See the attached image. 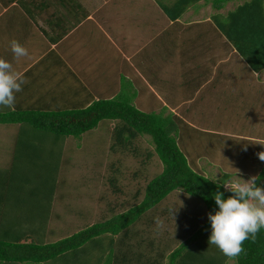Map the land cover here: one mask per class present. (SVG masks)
Returning <instances> with one entry per match:
<instances>
[{
	"label": "crops",
	"instance_id": "0c3cea01",
	"mask_svg": "<svg viewBox=\"0 0 264 264\" xmlns=\"http://www.w3.org/2000/svg\"><path fill=\"white\" fill-rule=\"evenodd\" d=\"M177 1L0 0V58L11 62L14 69L22 72L27 80L22 85V91L15 93L14 109L53 111L81 108L103 97H115L121 91L124 77L137 92L133 103L138 108L146 112L163 111L164 115L171 114L180 133L177 134L178 144L181 142L187 147L186 152H189L191 160L182 151L194 170H200L210 178L206 170L226 169V164L217 158H208L195 147L202 144V147L208 148L207 152L213 151L221 136L236 139L235 145L229 144L232 152L237 154V165L234 167L237 176L244 174L243 170L248 168L256 169L249 163L261 161L257 153L264 151V146L251 142L264 139V134L235 133L228 131L224 124L235 121L241 110H248V103L238 101L246 97L245 89H248L247 83L250 82L244 71L254 74L253 84L256 80L264 84L263 80L257 79L262 70L256 75L255 71L247 68L236 50L216 30L211 19L213 13H223L228 4H233L228 9L231 10L246 0H229L220 10H215L210 0H195L189 2L186 11L179 18L171 20L162 8L164 5L171 7ZM207 10H211L209 16H199L200 12L205 13ZM119 28L120 37L125 30L126 38L129 37L134 43L130 50L127 46L122 47L123 50L114 49L113 52L100 50L103 53L100 61L104 68L109 63L110 69L113 66L123 67L117 69L119 74L116 72L113 78L105 73L99 79L96 76L101 71L93 67L92 60L95 54L98 55L99 49L94 50L92 47L93 39L96 33H100L102 43L111 46ZM12 39L18 40L27 48L28 57H22L18 61L14 58L9 47ZM160 47H173V50L167 52V57L170 58L173 53L176 64L174 60L168 59L165 62L161 58ZM130 74H134L137 84L129 78ZM262 77L264 78V73ZM97 80L101 82L96 84ZM140 84L147 88L148 93L151 92L150 102H137L141 95ZM160 84L169 85L166 88L161 86V89L158 87ZM97 88L100 90L97 91ZM172 90L182 95L173 96ZM262 92L264 97V90ZM149 103V108H145L144 105ZM246 115L248 114L244 116ZM19 128L20 126L15 130L14 145L9 149V157L5 154L6 150L5 155L0 157L1 168L12 167L15 162V143ZM242 140L250 142L252 147L249 148L248 143ZM26 148L20 146L18 152H30ZM222 152L224 151L220 153ZM31 157L32 155L29 159ZM38 157L48 156L41 150ZM33 160L37 159L33 157ZM16 161L24 162L20 157ZM258 167L262 170L264 161ZM56 193L57 191L52 197L50 212L57 209L54 202ZM30 201L24 207H13L12 212L16 213L14 215L43 217L41 212L46 207L37 206L34 201L30 204ZM62 208L65 209V206L59 204L57 211L50 214L46 230L48 233L56 235L60 232L57 226H52L51 219H60L58 210ZM71 209L73 211L75 208L71 206ZM29 229L42 232V223L27 219L22 222V232H28ZM48 233L43 235L44 238ZM66 255L68 254L62 257ZM65 260L79 264V260L73 256H67Z\"/></svg>",
	"mask_w": 264,
	"mask_h": 264
},
{
	"label": "trees",
	"instance_id": "16d2710c",
	"mask_svg": "<svg viewBox=\"0 0 264 264\" xmlns=\"http://www.w3.org/2000/svg\"><path fill=\"white\" fill-rule=\"evenodd\" d=\"M193 1L178 0L171 7L164 5L162 9L167 17L175 20ZM210 1L215 10H220L229 0ZM211 19L216 30L236 50L247 68L256 72L264 69V0H246L234 9L213 13ZM124 80L127 79L122 77L121 91L115 97L100 98L77 109L12 110L0 106V123L20 125L15 143V162L12 167H0V264H44L64 254L73 256L81 261L80 264H165V260L166 264H226V260H229L218 248L208 243L211 234L208 214L218 210L214 193H223L225 199L232 194L223 186L230 174L224 173L217 181L194 170L178 144L177 134L180 133L171 114L139 109L133 103L136 90L129 80ZM104 120L114 123L110 132L113 153H125L141 137L148 136L154 153L162 163V171L148 181L141 200L135 201L126 210L115 212L117 202L112 205L107 203L108 213L99 221L89 223L87 227L55 242H46L43 235L48 233L52 197L59 185V163L62 159L64 161L59 142L68 136L79 137ZM47 134L54 135V140L45 146L43 139ZM36 139L42 140L44 145L35 143ZM20 146L30 150L25 152L27 157H24L25 153L18 152ZM39 147H43L41 150L48 157H38L41 151ZM18 156L24 162L16 161ZM33 157L37 160H33ZM117 162L115 160L109 166L112 173L106 179L115 193L123 192L117 183ZM31 172L36 173L30 177ZM256 176L259 177L257 186L264 187L261 182L264 168ZM60 181L66 183L65 179ZM174 190L201 200L206 208V219L203 228L198 229L196 224L188 226L183 235H179L178 245L166 255L168 246L162 247L163 241H157L156 230L149 225H153L151 221L141 231L132 227L134 222L143 219L146 211L154 208ZM28 201L46 207L41 212L44 216L14 215L16 213L12 212V208L18 205L24 207ZM27 219L35 223L40 221L42 232L31 229L22 232V222ZM88 245L99 249L100 258L90 254ZM243 247L245 252L233 259L234 264H264V229L260 230L254 242L249 239Z\"/></svg>",
	"mask_w": 264,
	"mask_h": 264
},
{
	"label": "rangeland",
	"instance_id": "374dc122",
	"mask_svg": "<svg viewBox=\"0 0 264 264\" xmlns=\"http://www.w3.org/2000/svg\"><path fill=\"white\" fill-rule=\"evenodd\" d=\"M232 5L228 4L226 8H224L223 12L228 10ZM210 12L211 10H207L205 13L200 12L199 16L207 17ZM154 16L157 15L154 14ZM118 33L121 34L120 28L118 29L117 34L113 37V43L111 46L102 43V39L99 35L100 33H96V37L93 39L94 43H92V47L94 50L99 49L98 55L95 56V54L92 58L93 67L96 70L101 71L100 75L96 76L99 79L105 73L113 78L116 72L119 74L117 69L123 67L122 65L113 66L116 68L113 69L112 67L110 69L109 63L104 68L100 61V58L103 56V53L102 51L100 52V50L105 49L103 51L113 52L120 48L123 50L122 47L125 46H127V49L130 50L132 44L134 43V41L133 43L130 41L129 37V39L126 38L127 35L125 30L121 35L122 39ZM159 46H161L160 42ZM171 50H173V47H160L161 58H163L165 62L168 59L171 61L174 60V63L176 64L173 53L170 58L167 57L169 55L167 52ZM166 67L173 70L171 66L166 65ZM174 68H176V66ZM244 72L247 74V76L245 74L244 75L248 77L250 82L248 81L247 83L248 89H245L246 97L238 101L248 103L247 111H250L242 112L241 110L235 121H232L230 124L227 122L224 126L227 127L228 131H234L235 133H242L244 135L254 132L264 134V97L263 94H261L264 90V84L257 80L255 81V84H253L252 82L255 79L254 74L249 73L248 70ZM261 72L262 73L257 79L264 81V78L262 77L264 70ZM133 75L134 74H130L128 76L135 83L136 77ZM256 75H258V73ZM124 81L126 82L127 80ZM100 82L101 81L97 80L96 84H99ZM168 85L160 84L158 87L163 89L161 86L166 88ZM146 89L147 88L140 84L139 90L141 95L137 98V102H150L151 92L148 93ZM99 90L100 88H97V91ZM104 90L105 89H103V91ZM174 94L179 93L172 90V95L174 96ZM179 95H182V93ZM108 98L109 97H103L101 99ZM145 105V108H149L147 106H150L151 104L149 103L148 105ZM66 109L68 108H61L60 110ZM246 113L248 115L244 116ZM19 126V124L0 123V157H3L6 153L7 158L9 157V149L14 145L15 130ZM113 126V122L104 120L101 121L96 128L83 133L79 137L68 136L64 141L59 142L58 146L62 147L60 153L62 154V158L64 157V161L61 160L59 163L61 167L58 176L59 185L57 187V196H55L56 199L54 202L57 209L60 204L61 206L64 205L66 210L64 208L58 210V213L61 215L60 219H56L55 217L51 219L52 226H57L60 229V232L56 235L48 233L45 237L46 242H55L87 227L89 223L99 221L104 214L108 213L106 209L107 203L112 205L117 202L115 212L126 210L135 201L138 202L141 200L148 181L162 171V163L158 156L154 153V146L148 136L141 137L138 142L135 143L134 147H128V151H125V153H113L110 148L113 142L110 135ZM52 134H47L45 136L46 138L43 139L45 146L50 145L52 140H54V135ZM43 141L36 139L35 143L44 145L42 144ZM242 141L248 143L249 148L252 147L249 145L250 142L247 140ZM229 143L231 145H235L236 139L230 136H221L219 138V143H217L216 146H214L213 151L210 152H207L208 148L202 147V144L195 145L196 149L202 151L201 153H204L208 158L212 160L217 158L221 161V163L226 164L225 170H223L224 168L218 169L219 171L206 170L210 179L212 177L219 181L224 173L230 174L231 178H229L232 181L238 180L239 177L247 180L251 177L250 174L253 176L257 175L261 171L260 167H258L262 164V161L260 160H257L260 162L252 163V161L249 163L252 168L255 166L256 169L248 168L247 170H243L242 173L244 174L237 176V172H234V167L237 165L235 161L237 154L232 152L233 150L230 148ZM179 145L190 159L189 152H186L188 151L186 149L187 147L183 146L181 142ZM5 150L6 152L4 154ZM219 151L224 152L220 153ZM150 152L152 154L148 157ZM115 160L118 161L117 165L119 167V171L116 174L117 183L123 189V192L118 193L112 192L111 186L106 182L107 177L112 173V169H110L109 166L112 165ZM256 164H258V166ZM197 171L202 172L200 170ZM35 173L31 172L30 177H32ZM60 179H65L66 183H61ZM261 182L262 185H264V176ZM135 192L139 193H137V196L134 197ZM122 203L124 205H122ZM118 204L120 206H118ZM71 206L73 209L75 208L73 211H71ZM57 209L55 211H57ZM55 211L50 212V214L52 213L53 215V212ZM146 212L147 214H144L143 219L134 222L135 225L132 229L137 228V231H141V228L148 225V221H151L153 225H149L156 230L155 237L157 241H163L161 243L162 247L168 246L166 250L164 249L166 255L178 245L179 235H183L188 226L196 224L199 226L198 229H200L205 225L204 221L206 219V208L202 201L180 190L170 192L165 199ZM157 217L163 221V227L161 228H157L156 224H154L155 218ZM148 230L151 231L149 228ZM92 244L93 243H91V245ZM88 249L91 250L90 254L94 255L95 258H100L101 252L97 247L94 248L89 246ZM68 256L70 257L71 255ZM59 257L46 261L44 264H74L65 260V257ZM80 262L81 261H79V264ZM166 262L167 260H165V264ZM226 264H234V261L226 260Z\"/></svg>",
	"mask_w": 264,
	"mask_h": 264
},
{
	"label": "clouds",
	"instance_id": "9594fccd",
	"mask_svg": "<svg viewBox=\"0 0 264 264\" xmlns=\"http://www.w3.org/2000/svg\"><path fill=\"white\" fill-rule=\"evenodd\" d=\"M9 47L17 61L29 56L27 48L16 39L10 40ZM25 83L24 74L15 70L11 62L0 58V106L14 110L15 93L21 92ZM251 143L264 146V139H256ZM257 155L264 161V151ZM258 178L252 176L247 180L240 177L235 181L225 180V190L232 193L226 199L223 193H214L218 210L208 214L211 222L208 243L218 248L229 260L244 253V242L249 239L254 242L260 230L264 229V187L257 186ZM155 224L157 228L163 227L159 217L155 218Z\"/></svg>",
	"mask_w": 264,
	"mask_h": 264
}]
</instances>
